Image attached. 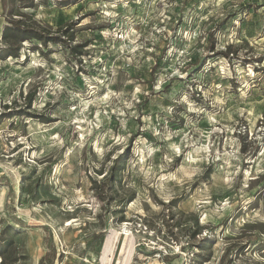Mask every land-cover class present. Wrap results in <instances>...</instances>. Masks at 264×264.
I'll return each instance as SVG.
<instances>
[{
    "label": "rangeland",
    "instance_id": "obj_1",
    "mask_svg": "<svg viewBox=\"0 0 264 264\" xmlns=\"http://www.w3.org/2000/svg\"><path fill=\"white\" fill-rule=\"evenodd\" d=\"M15 26L56 43L0 59V264L46 232L55 264H264V1L0 0Z\"/></svg>",
    "mask_w": 264,
    "mask_h": 264
},
{
    "label": "trees",
    "instance_id": "obj_2",
    "mask_svg": "<svg viewBox=\"0 0 264 264\" xmlns=\"http://www.w3.org/2000/svg\"><path fill=\"white\" fill-rule=\"evenodd\" d=\"M4 38L7 43V47L6 49L0 51V59L2 60L19 57L21 50L19 42H21V40L36 39L43 42L45 45H48L49 42L56 43L55 39H48L39 32L30 29L25 30L18 26L13 27L12 29L8 28ZM10 40H12V42H10ZM45 234L46 235L44 243L48 252L46 256L41 260L40 264H55L57 255L56 249L53 244L49 242L50 234L48 232H46ZM1 255L2 254L0 253V256Z\"/></svg>",
    "mask_w": 264,
    "mask_h": 264
},
{
    "label": "built area",
    "instance_id": "obj_3",
    "mask_svg": "<svg viewBox=\"0 0 264 264\" xmlns=\"http://www.w3.org/2000/svg\"><path fill=\"white\" fill-rule=\"evenodd\" d=\"M256 1H264V0H256Z\"/></svg>",
    "mask_w": 264,
    "mask_h": 264
},
{
    "label": "bare ground",
    "instance_id": "obj_4",
    "mask_svg": "<svg viewBox=\"0 0 264 264\" xmlns=\"http://www.w3.org/2000/svg\"><path fill=\"white\" fill-rule=\"evenodd\" d=\"M108 250H106L105 252H107ZM129 263V262H128Z\"/></svg>",
    "mask_w": 264,
    "mask_h": 264
}]
</instances>
